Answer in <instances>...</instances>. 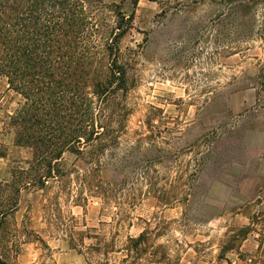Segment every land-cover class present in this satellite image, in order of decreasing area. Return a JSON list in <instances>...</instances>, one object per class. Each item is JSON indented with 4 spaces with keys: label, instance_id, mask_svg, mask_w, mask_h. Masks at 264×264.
<instances>
[{
    "label": "rangeland",
    "instance_id": "rangeland-1",
    "mask_svg": "<svg viewBox=\"0 0 264 264\" xmlns=\"http://www.w3.org/2000/svg\"><path fill=\"white\" fill-rule=\"evenodd\" d=\"M101 1V22L114 5L132 15L119 41L129 114L99 169L110 199L87 195L78 205L74 186L69 196L58 193L61 216L50 220L42 206L57 187L22 190L0 253L9 264H86L67 242L70 212L75 230L94 227L116 246L147 229L166 256L158 264H264V6ZM3 94L13 112L21 96ZM31 157L29 147L13 149L0 161V180ZM63 158L84 166L69 152Z\"/></svg>",
    "mask_w": 264,
    "mask_h": 264
},
{
    "label": "trees",
    "instance_id": "trees-1",
    "mask_svg": "<svg viewBox=\"0 0 264 264\" xmlns=\"http://www.w3.org/2000/svg\"><path fill=\"white\" fill-rule=\"evenodd\" d=\"M258 3L264 6V0L239 5L248 12ZM101 7V0H0V75L21 96L9 122L15 144L32 150L27 167L0 180V237L22 190L57 187L42 206L50 220L61 216L58 193L69 196L74 186L78 205L87 195L110 199L109 181L99 169L129 114L124 100L129 67L119 41L132 15L114 5L113 18L101 22ZM65 152L84 166L66 162ZM66 218L67 242L84 254L86 264H158L166 257L147 229L116 246L94 227L75 230L70 212ZM0 264H9L2 253Z\"/></svg>",
    "mask_w": 264,
    "mask_h": 264
},
{
    "label": "crops",
    "instance_id": "crops-1",
    "mask_svg": "<svg viewBox=\"0 0 264 264\" xmlns=\"http://www.w3.org/2000/svg\"><path fill=\"white\" fill-rule=\"evenodd\" d=\"M1 77H3L2 80ZM0 82L1 83H5V85H1L0 84V147L1 145H4V147L6 148V151L2 152L0 154V161L4 162V160H7V158L11 155V152L13 151V149L16 148H21L24 146H20L15 144L14 142V138L12 139V137L10 136L9 138V133L7 134V128L4 126L6 125V123L4 124V119L9 118L10 114H11V106L10 105H4V91H10L12 89H10L8 87L6 78L2 75H0ZM13 91V90H12ZM15 92V91H13ZM6 131V132H5Z\"/></svg>",
    "mask_w": 264,
    "mask_h": 264
}]
</instances>
